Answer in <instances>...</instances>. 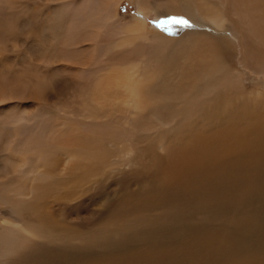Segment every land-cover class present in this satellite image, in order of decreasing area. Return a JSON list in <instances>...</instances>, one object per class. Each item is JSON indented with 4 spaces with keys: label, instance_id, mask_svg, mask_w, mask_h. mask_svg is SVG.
<instances>
[{
    "label": "bare ground",
    "instance_id": "obj_1",
    "mask_svg": "<svg viewBox=\"0 0 264 264\" xmlns=\"http://www.w3.org/2000/svg\"><path fill=\"white\" fill-rule=\"evenodd\" d=\"M21 1L18 8L34 7L25 36L16 32V0H0V42L21 43L0 45V256L28 250L22 264H264V84L243 67L229 69L212 45L216 37L237 56L240 45L241 66L262 72L264 0H133L140 14L155 6L185 13L218 34L185 38L137 15L124 20L123 0ZM188 41L199 55L172 78L166 54ZM140 139L160 178L147 165L138 191L120 181L108 191L109 176H95L106 144ZM168 148L164 164L158 150ZM156 205L163 214L151 213ZM62 208L69 221L61 223L79 229L54 235ZM77 211L89 217L76 221ZM49 219L50 239L77 243L34 254L36 229Z\"/></svg>",
    "mask_w": 264,
    "mask_h": 264
},
{
    "label": "rangeland",
    "instance_id": "obj_2",
    "mask_svg": "<svg viewBox=\"0 0 264 264\" xmlns=\"http://www.w3.org/2000/svg\"><path fill=\"white\" fill-rule=\"evenodd\" d=\"M18 1V2H17ZM19 1H21V0H16V2L14 3V6H15V8H18L19 6H21V4L23 3V1H21V2H19ZM21 3V4H20ZM140 3L141 4H147L146 3V0H140ZM223 6L225 7V6H229V4H230V0H223ZM26 4V3H25ZM24 4V5H25ZM45 4V2L43 1V3L42 2H40V3H38L37 4V6H40V7H42V6H45L44 5ZM22 6V8H18V9H20L19 11H18V13H19V16H20V19H22V20H20L19 19V17L17 18V22L19 21L20 22V24H18L17 23V28H16V32H17V34H20V35H23V36H25L26 35V31L25 30H27V27H25V25H23V23L22 22H26V16H27V14H32V12L30 11V9H32V11H33V9H34V7L33 8H31V7H29V5H31V4H29V5H25V6ZM153 5H154V3H153ZM157 6H155V7H152L151 9L152 10H147V12H145V13H141L140 14V12H139V10H138V7H137V5L133 2V0H123L122 1V3H121V5H120V7H119V14L121 15V17H123L124 18V20H129L130 19V16H132V15H137V16H140L141 18H145L144 20H145V22L150 26V28H152V29H154V30H156L157 32H160L161 34H165V35H176V34H179V35H184V37L183 38H185L187 35H196V34H203L202 33V31H204V33L206 32V33H208V34H213V36H215V35H218V34H216L215 32H214V30H213V28L210 26V25H206V24H201V23H199V22H197L196 20H194V19H192V17H190L188 14H185V13H178V12H176V11H174V12H172V11H170V10H165L164 8H159V7H157ZM30 8V9H29ZM156 8V9H155ZM29 12V13H27V11ZM138 12V13H137ZM170 13H172V14H170ZM143 15V16H142ZM25 19V20H24ZM199 31V32H198ZM183 32V34H181ZM198 32V33H197ZM19 40L21 39V38H18ZM22 41H23V38H22ZM9 42V41H8ZM0 42V45H3V47H4V45H5V49L6 50H11L12 51V49H14V46H15V44H16V42L17 41H11V42ZM4 43V44H3ZM18 44H21L20 42H17ZM222 43V44H221ZM191 42L189 43V41L187 42V48L186 49H184L183 47H179V43L178 44H176L173 48H172V52L170 51V52H168V54H166V56H167V59H166V62H168L167 63V71H168V74H170V75H172L173 77L172 78H178L179 77V71L181 70V69H183L188 63H189V61L190 60H192V59H194L195 57H198V55L199 54H196L195 56H191L190 54H189V50H188V47H191ZM188 45H190V46H188ZM213 45V50L216 52V53H218V54H223V56H225V58L227 59V62H228V67H229V69L230 68H232V67H234V66H236V67H243L245 70H247V71H249L250 73V75L252 76V77H254L256 80H255V82H258L259 84L260 83H263L264 84V68H263V71L262 72H260V73H255V72H253V70H251L248 66H241V64H242V62H241V57H243V54L241 53V46L240 45H238L237 46V52H238V56L236 55V53H235V51L232 49V47L231 46H229L228 44H226V43H224V42H222V41H220V40H216V37H215V42L212 44ZM12 46V47H11ZM225 46V47H224ZM229 48H228V47ZM176 47V48H175ZM178 47V48H177ZM233 47H234V45H233ZM179 48H181V50L179 49ZM218 49V50H217ZM220 49H221V51H220ZM176 51V52H175ZM179 51V52H178ZM173 53V54H172ZM177 54V55H175V54ZM235 53V54H234ZM13 55H15V54H8V56H9V60L10 59H12L13 60ZM170 55H172L171 57H170ZM16 56V55H15ZM14 56V57H15ZM174 56V57H173ZM182 56V57H181ZM231 56V57H230ZM1 58V57H0ZM181 59H184V60H181ZM12 60H10V61H7V62H9V63H11V62H14V60L12 61ZM173 60V61H172ZM177 60H179V61H177ZM181 60V61H180ZM177 61V62H176ZM232 61L233 62H235V63H232ZM186 62H188L187 64H186ZM232 63V65L230 64V63ZM4 64V63H3ZM0 65H1V61H0ZM182 67H181V66ZM239 65V66H238ZM177 66V67H176ZM156 69H157V67H156ZM174 70L175 71H177V73L175 72L174 73ZM159 71V69H157V72ZM255 74V75H254ZM176 75V76H175ZM246 77L247 76H245V75H242V80L245 78L246 79ZM251 77V78H252ZM249 82H251V83H249ZM255 82H252V80H249V81H245L244 83H246L245 85H249L250 87H252L253 86V84L255 83ZM64 91L66 90L65 88L63 89ZM66 93V92H65ZM209 99V102L210 101H212V100H214V98H211V97H208L207 98V100ZM6 104H8V103H5V105ZM165 120H167L168 121V119H165ZM167 127H169V126H167ZM168 133V134H167ZM165 134V135H164ZM163 135H164V142H166V143H163V147H166L167 148V145L171 142L172 144H173V141H172V139H171V134H172V131L171 130H168L167 132H165ZM168 137V138H167ZM170 137V138H169ZM167 139V140H166ZM170 142H169V141ZM135 141V142H134ZM133 142L132 141H129V143L128 142H125V143H121L120 145H122V146H120V145H116V144H112V143H110V144H106V148H104V150H103V154H102V159H101V164L96 168V172H95V176H97V177H101V176H109L108 178H106L107 180L109 179V181H106V183H104L106 186H107V188H109L108 189V191H112V190H114V189H112V188H115V186H116V188L119 190L120 189V185H114V183H118L117 181H120V182H122L123 184H129L128 186L129 187H131L130 189H132V190H139V187H140V185H139V182L135 179V178H137V176H139V174H140V176L141 175H144L145 173H148L149 175H154V173L152 172V170L153 171H155V169L157 170L158 169V164H156L157 162L156 161H154V158H153V155L151 156V155H149V153L148 152H146V151H144L145 149H142V148H145V142H143V139H140V140H134ZM141 142V144L139 143V142ZM170 143V145H168V147H170V146H172V144ZM124 144H125V147H123L124 146ZM132 144V146H130ZM117 147H116V146ZM128 147H127V146ZM140 145V146H139ZM165 145V146H164ZM111 146H113V147H111ZM132 147V148H131ZM138 147H141V148H138ZM123 148V149H122ZM126 148V149H125ZM131 148V149H130ZM136 148H138V149H136ZM118 149V150H117ZM134 149V150H133ZM142 149V150H141ZM129 150V152H127ZM133 150V151H132ZM141 150V151H140ZM165 151H166V153L165 152H163V150H158L159 151V155L161 156H163V158H162V156H161V159H163V163L165 164V163H167L168 162V160H169V162H170V156H169V148L168 149H164ZM107 151V152H106ZM120 151V152H119ZM137 151V152H136ZM139 151V152H138ZM133 152H135V153H133ZM160 152H162L161 154H160ZM107 153V154H106ZM110 153V154H109ZM118 153V154H117ZM122 153V154H121ZM132 153V154H131ZM139 155H138V154ZM147 153H148V155H147ZM164 153V154H163ZM169 153V154H168ZM113 154V155H112ZM107 155V156H106ZM123 155H124V158H123ZM134 155V156H133ZM166 155V156H165ZM167 155L169 156V159H168V157H167ZM104 156V157H103ZM151 156V157H150ZM120 157V159L119 160H121V161H119L118 160V158ZM135 157V158H134ZM167 157V158H166ZM108 158V159H107ZM123 158V159H122ZM133 158V159H132ZM137 158V159H136ZM151 158V159H150ZM129 159V160H128ZM143 159V160H142ZM107 160V161H106ZM104 161H106V162H104ZM129 162V163H127V162ZM135 161V162H134ZM136 161L137 162H139V165L141 166V170H139L138 171V168L140 169V167H139V165H138V163H136ZM150 161V162H149ZM153 161V162H152ZM125 162V165L128 167H125V169H120V167H118V166H121L123 163ZM140 162H141V164H140ZM108 163V164H107ZM136 163V164H135ZM154 165H153V164ZM104 164H106V165H104ZM129 164L130 165H132V167H134L135 169H133L132 167H130L129 166ZM149 164L151 165V166H149ZM137 165V166H136ZM148 165V166H147ZM156 165H157V167H156ZM147 166V168L149 169V171H148V169H146L145 167ZM153 166V167H152ZM108 167V168H107ZM107 168V169H106ZM153 168H155V169H153ZM97 169H99V170H97ZM128 169H129V171L130 170H132V172H134V173H131V175H130V173H128ZM144 169H146V170H144ZM152 169V170H151ZM134 170V171H133ZM137 172H136V171ZM143 170V171H142ZM151 170V171H150ZM121 171V172H120ZM158 171V170H157ZM118 172V173H117ZM124 174H123V173ZM121 173H122V175H121ZM127 173V174H126ZM136 173V174H135ZM120 174V175H119ZM126 174V175H125ZM155 174H157V172L155 171ZM159 174V173H158ZM157 174V175H158ZM99 175V176H98ZM136 175V176H135ZM146 175V174H145ZM144 175V176H145ZM125 176H126V178H125ZM130 176H132L131 178H130ZM159 176V178H160V174L158 175ZM159 178H158V180L157 181H159ZM124 179V180H123ZM128 180H129V182H128ZM163 181V180H162ZM110 183V184H109ZM109 185V186H108ZM107 191V190H106ZM118 195H121V191L119 192V194ZM134 200H136V199H134ZM169 205H172L171 204V202H170V204ZM59 213H60V215H59ZM151 213H154V214H163V210H162V208L161 207H159L158 205H156V208L154 207V208H152V210H151ZM197 213V214H196ZM195 214H193L194 216H195V218H197V219H201V220H203V214H201V212H196ZM56 216H60V217H58V219H55L54 220V225H53V230H54V235L55 234H59L60 236H61V233L64 231H70V230H73V229H75V230H77V229H79L78 227H74L73 228V226H68V228H66L65 227V224L64 223H61V220L63 219L64 221H69L67 218H66V216H67V214H66V211H64L63 210V208H62V211H61V209L60 210H57V212H56ZM62 215V216H61ZM109 215V214H108ZM73 218H74V220H76V221H79L78 219H79V217L80 218H83V217H89V213L88 212H85L84 214H81L79 211H77V212H75V213H73ZM121 216H124L123 214H121ZM62 218V219H61ZM108 218V219H107ZM106 219H102L103 220V222L104 221H107V220H109V221H111L112 219L111 218H109V217H107ZM61 219V220H60ZM67 219V220H66ZM58 222H57V221ZM127 221V220H126ZM198 221V220H197ZM48 222L49 223H47L45 226H43V227H41V228H37L36 229V232H38L37 233V236L38 237H34V239H32L33 241H34V244H31L32 245V249L30 248V252H32L33 251V253L34 254H36V253H38V252H40L41 250H42V248L43 247H46V248H53V247H56V246H61V245H64V244H67V243H71V244H74V243H77V241L75 240V239H73V241H71V239H70V241H63V240H59V238L58 239H50L48 236H47V231L49 230V227L50 226H52V219L50 220H48ZM98 222H100V221H98ZM57 223H58V225H57ZM97 224V222L94 224V225H96ZM45 227V228H44ZM48 228V229H47ZM56 229V230H55ZM43 230V231H42ZM59 232V233H58ZM69 233V232H68ZM63 234H67V233H63ZM70 234H73V233H70ZM42 235V236H41ZM44 235V236H43ZM40 237V238H39ZM43 237V238H42ZM37 238H39V239H37ZM48 239V240H47ZM38 240V241H37ZM51 240V241H50ZM47 243H48V245H47ZM34 245V246H33ZM52 245V246H51ZM38 246V247H37ZM43 246V247H42ZM80 246H83V244L81 245V243H80ZM27 252H29L28 250L26 251V255L24 254V253H22V254H17V252H13V253H9L8 255H5L4 257L3 256H0V264H22V263H24V262H26V259H27V256H28V254L29 253H27ZM11 255V256H10ZM15 256V257H14ZM24 257H26V258H24ZM6 258V259H5ZM20 258H23L24 260H19ZM8 260V261H7ZM27 264V263H26Z\"/></svg>",
    "mask_w": 264,
    "mask_h": 264
}]
</instances>
